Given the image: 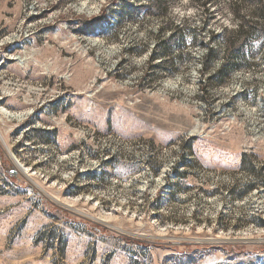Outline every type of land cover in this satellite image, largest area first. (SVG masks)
Returning a JSON list of instances; mask_svg holds the SVG:
<instances>
[{"label": "rangeland", "instance_id": "rangeland-1", "mask_svg": "<svg viewBox=\"0 0 264 264\" xmlns=\"http://www.w3.org/2000/svg\"><path fill=\"white\" fill-rule=\"evenodd\" d=\"M260 7L0 0V264H264Z\"/></svg>", "mask_w": 264, "mask_h": 264}, {"label": "trees", "instance_id": "trees-1", "mask_svg": "<svg viewBox=\"0 0 264 264\" xmlns=\"http://www.w3.org/2000/svg\"><path fill=\"white\" fill-rule=\"evenodd\" d=\"M256 4L259 5L258 1H257ZM258 16H259L260 18L264 19V8H263V7H260V8H259ZM245 26H246V23H245V21L243 20V18H241V20L239 21V25H238V30H237V31H239V32H243V31H244L243 28H244ZM246 32H247V31H246ZM210 56H211V53H209V54L207 53V55L205 56V58L209 60ZM154 57H155V55H152V56H151L152 59H154ZM242 63H243V65H244V67H246L247 65H249V64H246L245 61H243ZM220 67H221V66H220ZM239 67H240V64L235 63V62H234L231 66H229V68H228V67H225V68H224V66H223L224 69H223V68H222V69L220 68V69L216 72V74H217V76H218V81H219L220 83H224L225 80L227 79V77L229 76V74L232 72V70H233V69H237V68H239Z\"/></svg>", "mask_w": 264, "mask_h": 264}, {"label": "bare ground", "instance_id": "bare-ground-1", "mask_svg": "<svg viewBox=\"0 0 264 264\" xmlns=\"http://www.w3.org/2000/svg\"><path fill=\"white\" fill-rule=\"evenodd\" d=\"M4 112V114L6 115V116H8L9 118H22V117H24V116H26V115H28V111H22V112H13V111H7V110H4L3 111ZM24 167V166H23ZM21 168V167H20ZM24 172V171H23Z\"/></svg>", "mask_w": 264, "mask_h": 264}]
</instances>
